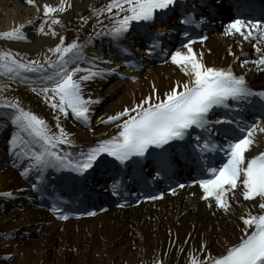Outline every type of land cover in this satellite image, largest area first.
Here are the masks:
<instances>
[{"label":"snow or ice","instance_id":"1","mask_svg":"<svg viewBox=\"0 0 264 264\" xmlns=\"http://www.w3.org/2000/svg\"><path fill=\"white\" fill-rule=\"evenodd\" d=\"M175 2L176 0H107L101 8H94L93 13L99 16L108 12L114 17L110 26L102 27H105L107 35L120 41L126 36L133 22H151L157 10L168 9ZM27 3L33 4L34 0H27ZM42 7L44 19L48 20L51 16V23H48L47 27L52 29L51 35L56 36L53 25L61 23V20L59 16L52 14L65 10V0H60L55 6L44 3ZM112 9L116 11L113 12ZM204 19L201 17V21ZM183 23L192 25L198 22L188 13L185 14ZM23 27L20 25L0 32V37L25 39L21 30ZM38 30L44 32L45 23H40ZM226 32L238 33L245 40L257 38L258 46L255 51L258 58L241 63L264 67V24L261 21L233 19L227 24ZM183 35L188 38L187 42L182 44L185 50L176 48L170 52V59L180 66L187 79L174 84L163 93V98L153 86V92L139 102L108 115L102 122L118 121L117 132L80 152L72 150L75 140L72 133L61 123V119L71 115L76 120L88 124L92 112L90 106L97 103L98 98L93 99L92 96L85 95L83 82L116 73L117 68L94 64L93 59H89L84 52L87 42L81 43L73 39L65 43V37L62 35L59 36V42L49 49L54 57H44L46 63H40L39 60H21L12 51L0 50V72L9 79L20 78L30 84H43V87H33L31 91L42 96L57 113L56 123L52 125L43 116L23 106L18 97L0 95V106L11 110L5 112V115L10 117L11 123L15 125L9 140L10 149L17 159L27 158V166L21 165L22 175L28 176L32 173L37 181L43 182L48 169H70L83 174L93 168L101 154H107L121 164L131 162L134 157L143 158L146 154H155L166 168L164 146L172 141L192 138L194 146L201 153L222 152L226 158L219 166L206 167V172L210 174L207 178L190 181L192 184H199L203 190V198H213L216 205L228 211L229 194L235 198L236 193L231 190L236 189L245 199L258 198L260 211L256 214L249 211L247 215L240 217L244 227L238 242L232 243L218 255L209 253L203 259L197 257L195 250H192L190 264H264V150L246 155L253 145L260 143L257 134H264V119L256 118L247 123L238 112L229 115L245 102L253 101L255 97L261 98V106L264 109V90H254L248 84L246 76L237 74L231 65L220 67L206 64L202 59V52L198 54L193 49L194 40L190 38L189 32L185 31ZM195 38L201 41L206 39L203 35ZM159 45L160 41L154 37L152 46L146 48V51L152 54ZM124 51L130 50L125 48ZM161 51L166 53L163 48ZM81 62L87 63L88 67L82 68ZM125 63L135 66L131 60H125ZM80 72L85 74L77 75ZM25 73L35 75L27 76ZM130 78L136 79L135 76ZM0 88L6 90L8 85L0 84ZM219 109L227 111L216 116ZM220 123L234 127L229 129L232 134L230 140L225 139L222 143H217L215 131L218 129H215V126ZM61 145H67L69 148H62ZM157 149L160 151L157 152ZM159 175L160 172H157V176ZM31 187L44 191L45 186L33 183ZM113 187L118 188L119 184H114ZM177 187L182 188L184 185L177 184ZM169 191L175 192V189L170 188ZM0 195L10 197L13 193L6 191ZM160 195L163 196V193ZM60 200L62 201L63 197H60ZM52 211L59 213V218L65 220L70 215L95 214L86 211L69 212L63 210L59 203L52 205ZM154 264H162V261L154 260Z\"/></svg>","mask_w":264,"mask_h":264},{"label":"bare ground","instance_id":"2","mask_svg":"<svg viewBox=\"0 0 264 264\" xmlns=\"http://www.w3.org/2000/svg\"><path fill=\"white\" fill-rule=\"evenodd\" d=\"M59 2L34 0L29 4L27 0H0V32L23 25L21 30L26 37H0V50L12 51L21 60L46 63L44 57H54L49 49L59 42L61 35L65 37V43L73 39L87 42L84 52L88 47L93 49L92 41L97 36H108L102 26L111 23L114 17L108 12L99 16L93 13L94 8H101L107 0H65V10L52 14L59 16L61 23L53 25L57 35H51L52 29L47 27L51 16L44 19L42 6L44 3L55 6ZM42 22L45 23L44 32L38 30ZM97 30L99 34H95ZM247 41L219 31L212 34L205 45L192 47L198 54L202 52L206 64L226 65L234 58L230 54H240L239 47L242 46L244 51L239 56L243 61L245 51L250 49L249 44H244ZM232 65L251 81L263 82L264 70H259L255 64ZM81 67L88 66L81 63ZM186 79L180 66L170 61L149 67L134 81L116 80L107 84L104 77L84 81L85 95L98 98V102L90 106L95 118H90L89 124H83L69 115L62 117L61 123L72 133L73 146L86 150L117 128L118 121L102 122L108 115L139 102L153 92V86L163 98V93ZM0 84L8 85L6 90L0 88V95L18 97L23 106L55 125L57 113L42 96L31 91L43 84L9 79L2 72ZM7 111L11 110L0 106V160L3 161L0 162V193L12 191L13 195H0V235L5 238L0 241V264H154V260L162 261V264H190L192 250L203 259L209 253L215 255L237 242L244 227L240 217L249 211L253 214L259 211L258 198L243 201L240 191L231 190L236 196L233 198L229 194L230 209L225 211L213 198L200 200L201 193L197 188L128 210L111 208L91 218L53 220L45 209L31 205L34 200L25 175H22L23 159H17L10 149L9 140L15 125L5 115ZM9 127L13 128L12 132ZM257 138L260 143L253 145L254 150L264 147V134L258 133Z\"/></svg>","mask_w":264,"mask_h":264},{"label":"rangeland","instance_id":"3","mask_svg":"<svg viewBox=\"0 0 264 264\" xmlns=\"http://www.w3.org/2000/svg\"><path fill=\"white\" fill-rule=\"evenodd\" d=\"M2 239V238H1Z\"/></svg>","mask_w":264,"mask_h":264}]
</instances>
